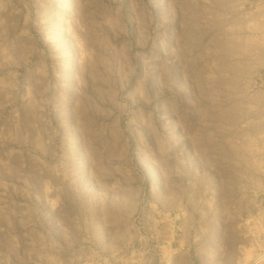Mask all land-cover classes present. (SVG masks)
<instances>
[{
	"label": "rangeland",
	"instance_id": "obj_1",
	"mask_svg": "<svg viewBox=\"0 0 264 264\" xmlns=\"http://www.w3.org/2000/svg\"><path fill=\"white\" fill-rule=\"evenodd\" d=\"M168 222L264 264V0H0V264H160Z\"/></svg>",
	"mask_w": 264,
	"mask_h": 264
},
{
	"label": "crops",
	"instance_id": "obj_2",
	"mask_svg": "<svg viewBox=\"0 0 264 264\" xmlns=\"http://www.w3.org/2000/svg\"><path fill=\"white\" fill-rule=\"evenodd\" d=\"M161 232L160 235H163L167 243L166 252L164 253L166 255L163 256L159 252L161 257H158V260L163 262L171 256L174 258L175 264H206L207 248L209 250L214 247V244H211L209 240L204 241L207 236L202 233L200 239V232L202 231L197 223L194 225L193 223L177 225L168 222L162 226ZM165 240L163 241L165 242Z\"/></svg>",
	"mask_w": 264,
	"mask_h": 264
},
{
	"label": "bare ground",
	"instance_id": "obj_3",
	"mask_svg": "<svg viewBox=\"0 0 264 264\" xmlns=\"http://www.w3.org/2000/svg\"><path fill=\"white\" fill-rule=\"evenodd\" d=\"M155 235V234H154ZM199 241V240H198ZM198 244V243H197ZM208 250V249H207ZM210 250V249H209ZM154 252V251H153ZM164 253V252H163ZM208 253V252H207ZM132 256V255H131ZM208 256V255H207ZM263 257V256H262ZM158 258V257H157ZM152 262V261H151ZM155 262V261H154ZM149 263V262H148ZM158 263V262H157ZM156 263V264H157ZM164 263H166V264H175V261H174V258L173 257H171V256H169L168 257V260H166V261H163V262H161L160 264H164Z\"/></svg>",
	"mask_w": 264,
	"mask_h": 264
},
{
	"label": "built area",
	"instance_id": "obj_4",
	"mask_svg": "<svg viewBox=\"0 0 264 264\" xmlns=\"http://www.w3.org/2000/svg\"><path fill=\"white\" fill-rule=\"evenodd\" d=\"M164 264H166V263H164Z\"/></svg>",
	"mask_w": 264,
	"mask_h": 264
}]
</instances>
